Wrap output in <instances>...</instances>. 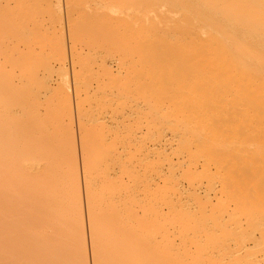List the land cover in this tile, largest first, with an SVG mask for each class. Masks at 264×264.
Listing matches in <instances>:
<instances>
[{
    "label": "bare ground",
    "instance_id": "1",
    "mask_svg": "<svg viewBox=\"0 0 264 264\" xmlns=\"http://www.w3.org/2000/svg\"><path fill=\"white\" fill-rule=\"evenodd\" d=\"M62 1L65 18L61 0H0V264H264V0ZM198 170L214 183L193 182ZM180 173L188 185L172 184ZM92 178L125 183L99 207L115 197L152 214L150 196L159 213L185 199L192 219L185 197L202 189L217 207L198 226L159 230V256L135 241L139 219L94 225L87 200V223L74 220Z\"/></svg>",
    "mask_w": 264,
    "mask_h": 264
},
{
    "label": "rangeland",
    "instance_id": "2",
    "mask_svg": "<svg viewBox=\"0 0 264 264\" xmlns=\"http://www.w3.org/2000/svg\"><path fill=\"white\" fill-rule=\"evenodd\" d=\"M33 1V0H32ZM35 1V0H34ZM40 2V1H39ZM64 3L65 2H63L62 0H61V10H64L63 11V13L65 12V8H64ZM63 4V5H62ZM62 6H63V9H62ZM33 10V9H32ZM33 11H36L35 9L33 10ZM32 11V13L31 12H29V13H31V17H32V14H37L36 12L34 13ZM58 13H60V12H57V14ZM62 12L60 13V15H62V17L65 15V13L63 14ZM56 14V15H57ZM39 16V18H37V15H35L34 17H32L33 18V20H34V18L36 19L35 21H37V19H41L42 17H47V16H49L50 17V15H44L43 16V14H40V12H39V14H38ZM40 15H42V17L40 18ZM49 17H47V18H45V19H47L48 20V22H49ZM28 18H30V16L28 17ZM51 18V17H50ZM63 18H65V16L63 17ZM31 19V18H30ZM42 19H44V18H42ZM33 20H32V22H33ZM46 20V21H47ZM31 21V20H30ZM34 21V22H35ZM33 22V23H34ZM31 23V22H30ZM12 24V23H11ZM32 24V23H31ZM32 27V26H31ZM34 28V27H33ZM32 28V29H33ZM32 29H30V30H32ZM35 29V28H34ZM29 29H27V30H24L23 31V33L24 34H27L29 37L31 36V35H34V34H32V32H30V34H29V31H30ZM36 30V29H35ZM33 31V30H32ZM68 31H64V33H63V35H62V33H60L61 34V36H62V38H63V40H66V39H68L69 38V36H68V33H67ZM24 36V35H23ZM68 36V37H67ZM32 37V36H31ZM65 38V39H64ZM70 39H68L67 41H65L66 43L68 42L69 44H70V41H69ZM69 44H67V45H69ZM67 65H69V66H67ZM66 66L68 67H66L65 69H67L66 70V72L68 71L69 73V75L71 76L72 74L70 73V71L72 72V69H71V65H70V63H68ZM114 66V65H113ZM69 67H70V71H69ZM115 69V68H114ZM69 75H67V77L69 78L70 76ZM65 77V84L64 85H66V86H64V88L67 90V92H69L68 90L70 89L71 91L74 89L73 88V83H72V76L70 77V79L68 80V79H66V76H64ZM69 83V84H68ZM68 87H71V88H69L68 89ZM73 88V89H72ZM38 89H40V88H38ZM64 89V90H65ZM66 92V91H65ZM71 93V92H70ZM74 93V90L72 91V93H71V95H68V93H67V95H68V97H70V96H72V100L75 98L73 95ZM156 97V96H155ZM70 99V98H69ZM69 99H67V100H69ZM67 100H65L66 102H67ZM70 101V100H69ZM57 103V102H56ZM66 104V103H65ZM71 104V102L69 103V105ZM58 105V104H57ZM60 105V104H59ZM58 105V106H59ZM63 105H64V103H63ZM63 105H60L59 107H62ZM69 105H67V107L69 106ZM55 107H56V109H62V108H57V106H56V104H55ZM54 107V105H52L51 106V111H54V110H56V109H54V110H52L53 108H55ZM67 107H65L66 108V110H67ZM71 107H73V113H74V111H75V105H74V100L72 101V104H71V106L69 107V108H71ZM65 108H63V109H65ZM58 110V111H59ZM65 110V111H66ZM71 111H72V108L70 109ZM57 111V110H56ZM56 111H54V113L52 112V114H54L55 116L58 114V116H60L61 117V114L62 115H65L64 113H60V112H56ZM55 112H56V114H55ZM50 114V115H49ZM47 116H45V118L47 117L48 118V116L49 117H51L50 119L48 118V120H46V121H48L49 122V124L51 125L52 124V122L53 123H55L54 121H52L51 119H52V114L51 113H49ZM67 115L69 114V113H66ZM53 115V116H54ZM54 116V118H56ZM57 116V117H58ZM70 116V115H69ZM62 117H64V116H62ZM53 118V119H54ZM212 118H213V120L212 121H214L215 119H214V117L212 116ZM43 119H44V117H43ZM63 120H65L64 122H66V121H68V124H71V122H70V120H69V118H64ZM145 119H142V123L144 122V124L142 125H140L139 127H138V129L139 128H141L142 127V129H141V133L143 132V131H145L146 130V128H145V121H144ZM157 121L158 122H160V123H162L161 125H157V124H160V123H157ZM51 122V123H50ZM63 122V121H62ZM61 122V123H62ZM127 122V121H126ZM46 123V122H45ZM58 123V122H57ZM165 122H161L160 121V119L158 118L157 120H156V124H155V122L154 123H152V124H155L156 126H157V128H158V131H159V133H161L162 131V133H161V138L163 139V136H167V137H169V131H168V129H170L169 128V126L171 127L172 125H170L169 124V121H168V119L166 120V123H168L169 124V126L167 125V124H164ZM59 124H60V122H59ZM64 124V123H63ZM63 124H61V126L62 127H64L65 128V126H66V128L67 127H72L73 126V124H72V126H68V124H66L65 126L63 125ZM76 124V125H75ZM74 124V126H73V128H75V133H78L79 132V130H77V128L76 127H78V125H77V123H75ZM43 125H44V123H43ZM49 125V126H50ZM53 125V128H57V126H55V125H58V124H52ZM52 125H51V127H48L47 126V128H52ZM148 125V124H147ZM164 125L166 126L165 128H164ZM55 126V127H54ZM60 125H59V127H61ZM161 126H163V128H161L160 129V127ZM31 127V126H30ZM34 127V126H33ZM39 127H40V125H39ZM41 127H42V124H41ZM44 127H46L45 125H44ZM43 127V128H44ZM58 127V128H59ZM61 127V128H62ZM168 127V128H167ZM72 128V129H73ZM79 128V127H78ZM153 128V130L155 131H153L152 129V131L154 132V139H155V137H156V139L158 140V139H161L160 137L158 138V132L156 131L157 130V128L155 129L154 127H152ZM167 128V129H166ZM46 129V128H45ZM160 129V130H159ZM74 130V129H73ZM143 130V131H142ZM139 132H140V129L138 130ZM147 131H149V130H147ZM147 131H145V134L146 133H148ZM165 131V132H164ZM168 132V133H167ZM141 133H139V135L141 134ZM144 133V132H143ZM152 133V132H151ZM150 132H149V134H151ZM155 133H156V135H155ZM153 134V133H152ZM162 134H166V135H163L162 136ZM168 134V135H167ZM78 135H80V134H76V136H77V146H79L80 144H79V141H80V138L78 137ZM143 135V134H142ZM123 135H121V137H122ZM144 136V135H143ZM148 136V135H147ZM147 136H145V137H147ZM151 136V135H150ZM124 137L126 138L127 137V135L125 136L124 135ZM123 137V138H124ZM129 137V136H128ZM128 137H127V139H128ZM140 137H141V135H140ZM145 137H144V139H145ZM130 138V137H129ZM142 138V137H141ZM152 138V137H151ZM150 137L148 138H146V140L147 139H151ZM152 138V139H153ZM79 139V140H78ZM143 138L142 139H140L139 138V143H143V142H140V140H144ZM151 139V140H152ZM148 141V140H147ZM145 142V143H151V142ZM153 142V141H152ZM79 144V145H78ZM212 145V144H211ZM99 146H101V145H98V147ZM80 147V146H79ZM79 147H77V150H78V152L80 153V148ZM113 146H111V148H112ZM101 148V147H100ZM108 148H110V146L108 147ZM206 148L208 149V150H210V151H207V152H205V153H207V159H208V162H210L212 159H213V157H215L216 156V152H215V148L213 147V145L212 146H210V145H207L206 146ZM80 149V150H79ZM102 149H103V147H102ZM105 150H103V152L101 151V153L103 154V155H101L102 157H106L109 153H111V151H113V149H108L107 150V148H104ZM201 149H203V148H201ZM67 150H69V149H65V151L66 152H68ZM71 150V149H70ZM101 150V149H100ZM99 150V151H100ZM204 150V149H203ZM169 151H172V150H169ZM58 153V152H57ZM57 153H56V155H57ZM69 153V152H68ZM67 154V153H66ZM70 154V153H69ZM82 154V153H81ZM81 154H79V155H81ZM221 157V156H220ZM152 159V158H151ZM200 159H202L204 162H205V157H200ZM97 160L94 158H91L90 159V166H92V168H93V164L96 162ZM96 164H97V162H96ZM212 176H214V174H211V175H209L208 174V172H204V171H201V170H198L197 171V173H196V175L194 176V177H192V180H193V182H195L198 186H204V187H206V185L208 184V183H210L211 182V184L212 183H214V181H215V176L214 177H212ZM189 175H186V174H183V173H180V175H174L173 176V179H174V181L172 182V184H174L175 182H180V183H182V184H184V185H188L189 184ZM92 180V183H93V185L91 184V187H90V194L88 195L87 194V191H86V182H85V186H84V184H83V180H81V183H80V189H81V196H79V194H78V191L76 192V196H74L73 198L76 200V203H77V206H76V208L74 209V220H76L77 219V223L79 224V225H83L84 224V222L85 223H87V221H86V216H87V209H86V203H88L87 202V200L89 201V203H90V216H89V221H91V223H93L94 225H98V226H102V227H104V226H106L105 225V223H108V224H115V228L117 227V226H119V225H122V224H132L133 222H135L136 220H140V222H141V227H139V230L134 234V238H137L135 241H137V240H139V242H140V244H149V247L150 248H152V249H154L156 252H157V254L159 255V256H162L161 254H163V252L164 251H166V247H167V243L165 242V240L163 239V238H160V237H158V231L159 230H163L164 228H166L167 226H169L173 221H175L177 224H179V225H181L182 227H189L190 225H196V226H198L200 223H201V220H202V222L204 223L205 222V216H204V213H205V215H210V212H214L215 211V209H216V207H217V201H216V199L213 197V196H209L206 192H203V189L202 190H199V191H197L196 193H192L190 196H188V195H186L187 197H185V198H190V200H191V203H192V205L194 206L193 207V210H194V212H192V213H190L191 215H192V219H189V218H187L186 217V215H187V213H188V211L187 210H185V209H183L182 207H183V204L184 203H186V200L184 199V200H180V203H179V205L178 204H172L171 206V209H169V208H166L165 209V211H163V212H160L159 213V210H160V206L159 207H155L154 206V198L153 199H150L151 198V196L148 198V200H145L144 201V204L143 205H145V206H147L148 208L149 207H151V208H155L154 209V212L152 213V214H146V213H144L143 211H142V209L141 208H138V209H134V208H127V206L126 205H121V203L120 202H118V201H120V200H116L115 199V197H113V200L115 201V203H112L111 201H110V204L109 205H107V206H103V207H99V205H98V203L100 202V201H102L103 199H105L106 197L107 198H109L108 196H110L108 193L109 192H112V193H114V194H116V195H121V194H124L123 192H124V187H125V183H121L120 181H109V182H107L106 184H102L101 185V187L100 188H94L95 187V181H97L96 179H91ZM151 182V181H153V178L152 177H150V176H147V177H145V183H147V182ZM88 183V182H87ZM103 185H105V186H110L111 185V187L113 188L112 190H110V191H106V188H104V186ZM160 198L161 199H164V200H166V196L164 195V193H160ZM80 199H81V201H80ZM175 205H177L178 207L177 208H175ZM83 214H84V218H83ZM208 219H210V217H207ZM124 226H126V225H124ZM143 238V239H142ZM98 241H99V247H98V249H101V241H100V238L98 237ZM177 244H180V240L178 239L177 240ZM148 247V248H149ZM137 258H144V259H148V256L146 255V254H143V255H141V256H139V257H137Z\"/></svg>",
    "mask_w": 264,
    "mask_h": 264
}]
</instances>
